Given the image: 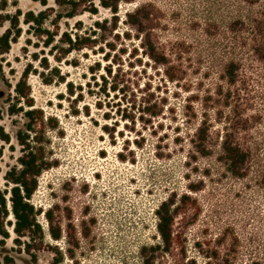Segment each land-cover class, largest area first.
Returning a JSON list of instances; mask_svg holds the SVG:
<instances>
[{
	"label": "rangeland",
	"instance_id": "obj_1",
	"mask_svg": "<svg viewBox=\"0 0 264 264\" xmlns=\"http://www.w3.org/2000/svg\"><path fill=\"white\" fill-rule=\"evenodd\" d=\"M94 3L96 13L61 18L58 32L94 30L101 49L72 51L56 61L58 35L45 46L36 24L24 21L27 11L43 7L0 0V35L8 31L11 37L8 51L0 53V126L9 135L8 142L0 139V190L11 185L5 171L18 166L15 131L23 128L22 112L29 107L14 86L26 67L33 108L57 122L45 125L44 154L52 165L41 171L29 199L40 210L43 231L39 249L32 250L37 264H50L57 251L60 264H144L145 258L150 264H264V75L254 77L259 83L252 81L248 90L220 78L198 40L203 0H120L115 18ZM139 4L149 12L146 24L167 64L154 61L141 34L125 23V13ZM52 17L40 28L53 31ZM233 93L246 100L233 102ZM153 104L160 110L155 117L147 113ZM9 107L16 113L9 115ZM201 123L208 128L206 155L190 141ZM225 130L249 151L242 176L228 171L220 157ZM167 198L173 201L174 237L164 250L155 210ZM48 209L51 223L43 215ZM49 224L60 228L59 239L49 236ZM6 228L0 264L5 253L13 264H32L12 241V226Z\"/></svg>",
	"mask_w": 264,
	"mask_h": 264
},
{
	"label": "trees",
	"instance_id": "obj_2",
	"mask_svg": "<svg viewBox=\"0 0 264 264\" xmlns=\"http://www.w3.org/2000/svg\"><path fill=\"white\" fill-rule=\"evenodd\" d=\"M33 1H37L43 9L36 13L27 11L24 14V21L36 24L35 30L37 33L45 35L43 41L45 46L58 35L60 46H58L57 51L59 54H53L56 61H60L62 57L72 51H79L84 48L93 51L95 46L101 49L98 42L99 38L95 35L94 30L84 35L78 34L77 31L73 34H70L67 30L58 32L61 18H72L84 12L96 13L97 6L94 0H53L56 9L54 6H49L47 0ZM119 1L99 0V4L103 8L109 9L113 13L112 17L115 18ZM203 1L206 7L202 13L205 22L202 28V37L198 38V40L203 41L202 51L212 63V67L218 69L220 78L224 79L227 84L234 85L236 82H240V89L248 90L247 88L252 81L259 83V79L254 80V77L264 75V0ZM52 14L53 17L50 19V23L53 31L40 28L42 23ZM148 21L149 12L145 10L144 4H139L132 11L125 13V23L141 34V44L146 53L157 63L167 64L169 62L167 54L161 51L152 39L150 26L146 24ZM102 22L105 23L106 19ZM79 23V21L75 22V25H77L76 30L80 29ZM94 25L99 29L103 27V24L98 21H95ZM112 27L115 28V22ZM124 34L129 38L127 33ZM10 39L8 31L0 35V53L8 51ZM104 45L111 44L105 42ZM53 47L56 46L53 44ZM41 66L48 67L45 58H42ZM28 71L26 67L14 86L16 95L22 99L29 109L22 112L26 119L23 128L15 131V139L20 145V154L16 158L18 166H11L5 171L4 179L11 185L8 191L0 190V243L2 244L3 240L9 235L6 225H11L15 235L12 241L29 256L32 264H37L32 250L39 249L43 231L36 219L40 210L34 208L29 199L37 186V177L41 171L52 165V162L44 154L45 140L43 136L45 125L48 124V127L55 128L57 122L54 118L43 116L40 109L33 108L32 98L29 96V87L26 84ZM53 75L62 81L63 78L58 74L55 67L53 68ZM47 81L50 82L51 80ZM66 85L68 86V92L72 94L71 84L66 82ZM110 87L114 90V86L110 85ZM230 98L235 103L240 102L242 99L246 100L239 93H233ZM156 106V104H153L152 108L147 110L151 117H155L160 113ZM16 111L13 107L7 109L9 115L15 114ZM207 136L208 128L204 123H201L195 129L190 140L195 150L201 155L208 154L205 145ZM0 139L5 142L9 141V135L3 130L2 126H0ZM219 147L220 157L226 163L227 170L236 176H242L250 161L248 149L243 148L233 134L226 130L220 135ZM186 197L187 195L183 194L181 199L184 200ZM8 204L13 217L12 222L5 220L9 214ZM172 204L173 201L167 198L160 202L155 210L157 217L155 226L164 250L169 249L174 237ZM43 215L46 220L51 221L49 209L43 211ZM48 234L52 239H59L61 236L60 228L49 224ZM22 237L25 239H21ZM155 247H159V245L142 246L141 251L144 253L145 250H153ZM68 255L72 257V252L69 250ZM61 260L62 255L57 251L50 264H60ZM2 262L3 264H13V257L5 253L2 255ZM143 263L150 264L151 258L143 259Z\"/></svg>",
	"mask_w": 264,
	"mask_h": 264
},
{
	"label": "bare ground",
	"instance_id": "obj_3",
	"mask_svg": "<svg viewBox=\"0 0 264 264\" xmlns=\"http://www.w3.org/2000/svg\"><path fill=\"white\" fill-rule=\"evenodd\" d=\"M7 219H12V215H9L8 217H7ZM10 226H8V230L10 231Z\"/></svg>",
	"mask_w": 264,
	"mask_h": 264
}]
</instances>
